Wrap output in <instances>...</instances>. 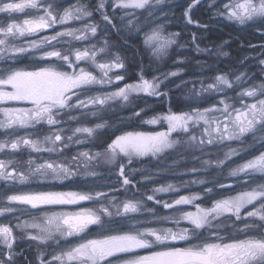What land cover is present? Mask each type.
Masks as SVG:
<instances>
[{
  "label": "rangeland",
  "instance_id": "rangeland-1",
  "mask_svg": "<svg viewBox=\"0 0 264 264\" xmlns=\"http://www.w3.org/2000/svg\"><path fill=\"white\" fill-rule=\"evenodd\" d=\"M194 1L191 0L189 5ZM4 2H15V0H0V5ZM173 3L174 0H162L160 3L152 0L150 7L143 10H133L115 7L114 0H105V7L102 10L91 11L92 15L84 20H74L67 25L57 24L52 28L33 35H25L23 37L17 35L15 38H8L7 47L9 48L12 46L29 48L30 41L40 40L45 36L50 37L57 31H63L68 27L83 29L88 24L100 26L96 23V21L100 20L102 29H97L95 36H92L90 32L87 33L88 39L86 40L77 41L71 37H59L58 41H53L51 44H45L40 48H32L31 50L37 51L38 55L36 59L41 61V64H38L40 62H36L31 57L28 61H25L27 64L20 68L37 70L43 64H49L48 60L41 58L44 53L43 51L53 49L60 51L62 55H69L70 59L75 63L74 51L76 49L83 50L88 48L90 51L96 50L98 52L100 48L105 47L106 50L103 53L98 52L96 56L97 63L113 62L115 60V54L120 51L119 45L121 44L123 46L126 44L128 38L126 37L123 41L118 42L115 37L117 35L120 36L119 32L121 30H125L123 28L124 26L129 29L138 26L141 12L145 15L143 16V20L148 19L146 21L147 25L154 22L156 24L151 27L150 31L154 28L162 27V32L165 36L170 33H178L174 37L175 44L171 45L166 55L160 57L154 56L152 50L145 45L147 48L146 60L148 66L144 67L143 63L140 66L143 68V72H149L150 70L155 73L152 76H144V78L150 81L155 78L156 82L160 84L158 89L159 95L140 93L138 95H131L128 102L115 100L109 101L103 107L100 105L70 107L61 110V114L55 117L59 123L53 126L42 122L28 129H0V141H8L10 143L19 136L27 135L32 140L42 142L45 148L53 147V145L44 142V138L48 135H54L57 129L63 130L61 132L62 140L57 142L55 145L57 150L54 152L42 151L37 153L23 146L19 151H12L10 148L0 151V160L6 162L9 160L12 161L8 167L9 171L15 169L18 173L22 172L28 175L30 167L28 160L31 158L34 161L31 165L33 169L36 164L44 163L45 161H55L68 166L75 173V175L62 180L53 179L51 174L48 177H40L39 175L29 176L26 183H20L18 180L0 179V209H14V211H3L0 214V226L10 227L14 237H16L13 244L14 255L11 264H25L26 261L29 264H41V259H43L45 264H48V262H51V264H59L58 261L53 260V256L60 255L62 251L80 243L84 238L95 239L101 235V230L96 225H91L80 236L62 238L57 234L46 243H39L38 241L28 239L26 235V232L35 234V230L28 229L25 231L17 228V224L23 223L24 221L32 222L34 214L42 217L45 211L74 213L82 209L99 210L101 206L107 207L111 212L115 213L116 208L114 205L121 204L126 199H138L141 201V210L134 215L139 223L133 221L132 225H130L127 217L113 215L109 218L101 214L102 219L106 222V228L111 229L113 232L127 230L130 226L178 230L184 227L191 228L192 226L187 221L179 219L177 209L195 211V207L192 205H177L174 208H165L164 203H173L180 196L199 194L200 199L195 201V203L203 207H211L214 200L207 202L208 205H205L201 201L205 198L206 193L217 194V192H222L215 199L218 200L229 195H236L241 191L256 186L253 180L243 174L232 177L229 173L238 164L252 159L255 155H259L260 152L264 151V139L261 138L264 133L261 132H257L255 138L249 134L242 140H217L212 144L205 143L200 145L195 143L190 145L182 142L158 157H134L131 163H128L127 158L124 157L118 158L114 164L105 162L103 153L107 145L116 136L126 132H156L167 130V124L165 122L160 121L153 125L147 123L146 121L148 120L166 115L169 111L179 114L181 112L192 113L195 109L203 111L205 108L212 106L223 107L219 101L226 98L227 103L232 104L234 107H241V100L245 103L252 101L249 97H240L238 93L244 88L264 83V63H262L264 61L263 48L248 59L238 60V55L232 53L234 47H231L232 51L225 47L229 43L212 44L210 46L205 44L204 34L201 33L202 36L195 35L193 31L195 29H201L202 25L195 23L193 20L189 23L190 18H186L180 24L181 26L179 24L177 25L175 18L171 20L172 22H170L168 27H164L161 22L156 23L160 19H167L170 15V18H173L174 13L172 12L175 9V5H170ZM226 3H229V0H200L198 5L205 6L207 12L211 10L213 17L217 20L226 22L238 29H243L247 25L254 27L258 23L248 22L241 25L235 21L228 20L224 14V4ZM158 5L161 7H157ZM189 5L185 9V13H187ZM108 6H112L113 9V13L111 12L112 14H110L112 24H108L101 16V11L106 13V10H109L106 8ZM116 10L119 13L114 14ZM128 13L134 14L129 15ZM4 18L5 22L2 25L5 28L10 23L23 24V22H16L13 13L10 14L7 20L6 16ZM25 19L30 18L26 16ZM129 20L132 21L131 25L128 23ZM82 21L84 22L81 24ZM75 23L77 24L75 25ZM108 31L116 32L117 35L115 37L109 35ZM2 38L0 36V39ZM105 41H107L106 45ZM19 54L24 53H17V55ZM12 55L10 52H4L3 56H0V73L13 68L14 62L18 63L22 61L21 59H24L23 55L17 57ZM51 60H55V58H51ZM43 61L46 63H42ZM120 61L122 62L121 58ZM140 61L143 62V60ZM52 62L62 63L61 61L57 62V60ZM76 67L77 69L85 68L98 79H110L111 83L86 85L81 89L74 90L79 92V96L73 95L69 101L70 105H75L78 100L87 102L90 97L116 91L125 84L138 82L139 80L121 83L124 79H128V74L125 75L123 70L119 71L121 68L110 69L108 71V77L105 78L91 60L80 61ZM257 67H261L263 71V74L259 77L256 75ZM158 69L160 70L159 73ZM66 71L68 70L66 69ZM172 72H177V75H170ZM241 74H243L242 80L237 82L236 77ZM118 75L123 76L124 79L117 81L115 77ZM217 76H226L232 82L233 87L227 88L221 86L223 91H201L203 88H207V85L214 84ZM257 78L261 81L254 83ZM10 106L30 107V105H16L11 102L7 105H0V107ZM176 107L178 108L176 109ZM180 107L182 108L180 109ZM92 113L96 114L92 115ZM2 118L0 116V119ZM105 122V127L97 129L92 136H89L87 133H75V129L78 127L95 128L96 124ZM203 127V124L192 126L190 127L189 133H173V138L182 136L186 140L188 136L195 135L199 140L202 137ZM68 137H71V139L69 140ZM77 141L83 142L78 143ZM232 149H236L237 154L226 158V154ZM82 152H88L90 156L97 152H100L102 155L89 161L85 160L83 156H80ZM204 161H208V163L206 164ZM221 161L222 163H219ZM121 163L125 166V176L131 181L127 186L123 185V177L119 175ZM169 174L175 178L167 180V175ZM76 178L85 179L84 184L76 186L77 182H73ZM221 179L225 181L233 180L237 183V187L234 190L219 191L218 187L220 183L218 181ZM254 179L256 182H264V179L259 175H256ZM200 181H203V183ZM168 185H172L173 189L167 192H155V189L167 187ZM209 188L212 189L211 193L206 191ZM40 191L88 193L93 197L98 192L105 193L106 195L101 196L99 199L94 198L92 200L81 201L77 204L44 206L41 209H31L30 206L9 203L7 200V197L11 195L22 192ZM136 194H139L141 198L135 197ZM149 195H153L154 199L148 200L147 196ZM250 209L251 206H249V209H245L242 215ZM164 216L174 217V219H158V217ZM175 220H179V223H176ZM246 222L260 223L259 221H252L251 218H249V221H237L235 217L226 215L217 220H213V227L208 228L206 226L205 229L198 231L203 232L205 237H209V233L211 232L225 238L231 236L232 233L244 232L238 231V229H243ZM231 227L233 228L232 230L230 229ZM250 231H258V229ZM211 237H215V235ZM151 251L149 249H141L136 252V255H139V253L140 255H148ZM7 254L8 249L3 243H0V260L6 261ZM132 254L122 255L134 256ZM112 259L115 260L118 258Z\"/></svg>",
  "mask_w": 264,
  "mask_h": 264
},
{
  "label": "snow or ice",
  "instance_id": "snow-or-ice-1",
  "mask_svg": "<svg viewBox=\"0 0 264 264\" xmlns=\"http://www.w3.org/2000/svg\"><path fill=\"white\" fill-rule=\"evenodd\" d=\"M152 0H114V6L121 9L143 10L150 7ZM162 0H156L160 3ZM198 2V0H197ZM105 7V0H99L97 11ZM25 9L42 11V14L35 15L31 19H24L23 24L10 23L6 28L0 27V56L4 52L12 54L24 53L32 48H40L45 44L58 41L59 37H71L77 41L88 39L87 33L95 36L97 25L88 24L83 29L72 27L57 31L54 35L45 36L40 40L30 41L29 48L12 46L7 47L9 37L15 38L17 35H33L43 30L54 27L55 25H67L74 20H84L92 15L86 4L77 3L59 12L54 8L52 2L48 0H20V2H4L0 5V13L24 12ZM226 18L241 25L248 22H264V0H229L224 4ZM133 15L134 13H128ZM187 15V13H185ZM101 16L108 24H112L110 17L101 11ZM129 25L132 21H128ZM189 23L191 20L189 19ZM115 27V25H113ZM178 33L163 35L162 27L152 29L144 34V44L152 50L154 56L166 55L171 45L175 44L174 37ZM107 41H105V45ZM95 48V46H93ZM106 50L102 47L98 52ZM200 51L199 48H197ZM96 50L90 51L88 48L74 51L75 63L67 54L62 55L58 50H50L43 53L42 59L51 60L55 58L62 63H49L40 66L37 70H27L24 68H10L0 73V105H7L10 102L16 105H30V107H0V129H28L40 123L53 126L59 123L55 118L61 114V110L70 107H87L88 105H100L103 107L109 101L122 100L128 102L133 94L144 93L146 95H159L160 84L155 78L150 81L145 79L141 73L138 82L125 84L118 90L90 97L87 102L78 100L75 105H70L69 101L73 95L79 96V92L86 85L111 83L110 79H98L85 68L77 69L76 65L80 61L91 60L93 64L102 72L103 77H108V71L112 68H123L119 55L111 63H97ZM264 63V61H262ZM72 69L71 72L65 70ZM176 76L177 72L170 73ZM242 76L238 75L236 81L240 82ZM117 81L124 79L123 76H116ZM221 86L232 88L233 84L226 76H217L214 84L207 85L201 91H223ZM240 97H249L252 102L245 103L241 100V107H234L226 102V99L219 101L223 107H208L203 111L195 109L192 113L181 112L179 114L169 111L168 114L155 117L146 121L149 124H157L163 121L167 124L166 131L156 132H126L116 136L109 143L103 153L105 162L114 164L118 158H127L128 163L132 159L140 157H158L176 145L188 143L190 145L198 143L212 144L215 141L242 140L251 134L255 138L257 132L264 133V83L244 88L238 93ZM96 113H92L95 115ZM138 115V113H137ZM203 124L202 137L198 140L195 135H190L185 140L182 136L173 138V133H189L190 127ZM105 123H98L95 128L78 127L75 133H87L92 136L97 129L105 127ZM62 129H57L54 135H48L44 142L53 145L45 148L43 143L32 140L27 135L19 136L8 141H0V151L10 148L12 151H19L20 148L27 147L32 152L56 151L55 145L62 140ZM74 133V134H75ZM264 139V135L261 137ZM70 140L71 137H68ZM82 143L83 141H77ZM67 146V145H65ZM237 154L236 149H232L226 154V158ZM100 152L90 156L88 152L80 153L85 160H93L100 157ZM75 159V158H74ZM11 160H0V179L18 180L26 183L29 176L39 175L48 177L51 174L53 179H66L75 173L64 164L55 161L36 164L33 169L31 165L34 161L30 158L28 175L16 172L15 169L9 171L8 167ZM208 163V161H204ZM219 163H222L219 162ZM219 166V164H218ZM87 167V165H85ZM94 175V173H92ZM230 176L237 177L245 175L256 184L248 190L241 191L236 195H229L225 198L214 200L211 207H203L195 203L200 199L199 194L180 196L173 203H164L165 208H174L177 205H192L195 211L177 209L179 219L187 221L192 227H184L178 230L171 228H138L130 226L127 230L113 232L106 228L103 216L111 218L113 215L127 217L129 224L132 225L136 220L134 214L141 210V201L138 199H126L121 204L114 205L116 212H111L107 207L101 206L99 210L82 209L79 212H57L45 211L42 217L33 215L32 222L24 221L17 224L21 230L32 229L26 232L27 238L46 243L54 235L62 238L80 236L85 233L89 226L96 225L101 230V235L95 239L84 238L80 243L61 252L60 255L53 256V260L59 264H264V182H256L255 176L259 175L264 179V151L238 164L230 171ZM119 175L123 177L122 183L127 186L131 181L125 176V166L121 163ZM203 183V181H200ZM220 187H225L221 184ZM173 189L172 185L155 189V192H167ZM206 191L211 192L209 188ZM105 193H96L95 197L88 193L77 192H22L7 197L9 203L30 206L31 209H41L44 206L77 204L81 201L99 199ZM148 200H153L154 196H147ZM248 210L244 215L242 212ZM3 211H14V209H0ZM102 214V215H101ZM235 217L237 221L244 220L259 221L260 223L246 222L243 229L238 231L247 232L249 230L259 231L253 235H248L245 239H233L226 242L223 236L209 233L205 237L203 232L198 230L213 227L212 221L223 216ZM158 219L172 220L174 217L164 216ZM179 223V220H175ZM215 235V240L210 237ZM16 237L8 226H0V243L8 249L7 260H0V264H11L14 255L13 244ZM218 241V242H217ZM183 242L184 246H178ZM141 249H151L148 255L124 256L122 254L136 253ZM118 258V259H112ZM41 264H45L41 259ZM51 264V262H48Z\"/></svg>",
  "mask_w": 264,
  "mask_h": 264
},
{
  "label": "trees",
  "instance_id": "trees-1",
  "mask_svg": "<svg viewBox=\"0 0 264 264\" xmlns=\"http://www.w3.org/2000/svg\"><path fill=\"white\" fill-rule=\"evenodd\" d=\"M16 1L20 2V0H15V2ZM190 1L191 0H174V3L170 4V5H175V9L172 12L174 13L173 18H170L171 17L170 15L167 19H160L156 23L161 22V24H163L164 27H168L170 25V22H172L171 20H174V18L176 19L177 25L178 24L180 25L181 23H183V21L186 18H190V20H193L195 23L202 25L203 27L201 28L202 30L195 29L193 31L195 35L202 36L201 33L204 34L205 44L210 46L212 44L218 45V44H223V43L224 44L229 43L230 46L227 45L225 47H227L231 51H232L231 47H234V50L232 51V53H234V55L235 54L238 55V56L236 55L238 60L248 59L251 56H254L255 54H257L261 50V48L264 49V22H259L254 27L251 26L249 28L246 27L243 29L242 28L238 29L237 27L233 25H229L226 22L217 20L216 18L213 17L212 11L210 10L209 12H207L205 10V6H202V5H197L193 7L190 11L189 16L186 17L185 9L189 5ZM48 2H52L54 4V8L58 10L59 12H62L64 8H68L71 5L76 4L77 0H48ZM80 3L86 4L88 6V10L90 11H97L99 0H80ZM157 7H161V6L158 5ZM106 8L109 9V10H106V14L110 17V14L113 13L112 6L110 7L108 6ZM117 13H119V11L116 10L114 14H117ZM10 14L11 13H0V20H1L0 27H3L2 24L5 22L4 16H6V20H7ZM13 14H14V19L16 20V22H23L26 16L31 19L35 15L42 14V11L37 12L36 10L25 9L24 12H16ZM143 16L145 15H143L141 12L140 19H139L140 23L138 24V26H134L135 28L132 27L131 29H129L126 26H124L123 28L125 30L124 31L121 30L119 32L120 36L117 35L116 32L114 33L112 31H108L109 35H113L114 37L115 35H117L115 39L118 42H121L123 41V39H126V37H128L126 44H124L123 46H121V44L119 45L120 51L117 53L119 57L121 58L122 63L124 65V67L119 69V71L123 70L125 75L128 74V79H124V81L121 83L138 80L141 73L143 74V76H152L155 74L154 72H151L149 69H148L149 72H143V68H141L140 66L141 63H143L144 67L148 66L147 60H146L147 59L146 57L147 48L144 44V38H145L144 34L147 32H150L151 27L156 25L155 22L147 25L146 21L148 19L143 20ZM99 21L100 20L96 21V23L100 25V26H97V29H102V23ZM83 22L84 21H82L81 24ZM143 22H145V24H143ZM76 24L77 23H75V25ZM115 25L117 24L115 23ZM43 52H46V51H43ZM117 54H115V56ZM21 55H23L24 59H21L22 61L18 63L14 62L13 68H20L21 66H24L25 64H27L25 61H28L29 58L31 57L34 58L36 62L39 61L36 59L38 55L37 51H33V50L24 52V54H19V55L13 54L12 56L17 57ZM140 60H143V62H141ZM52 61H55V60H50V61L48 60L49 63H51ZM39 62L40 63L38 64H41V61ZM42 63H46V62L43 61ZM66 68L67 66L65 65V70ZM144 69L146 70V68ZM67 70L70 72L72 71L70 68H68ZM256 70H257L256 72L257 77L263 74L261 67H257ZM159 72L160 70L158 69V73ZM260 81L261 80L257 78L254 81V83H258ZM177 108L178 107H176V109ZM181 108L182 107H180V109ZM73 182H77L76 186H81L82 184H84L85 179L76 178V180H74Z\"/></svg>",
  "mask_w": 264,
  "mask_h": 264
},
{
  "label": "flooded vegetation",
  "instance_id": "flooded-vegetation-1",
  "mask_svg": "<svg viewBox=\"0 0 264 264\" xmlns=\"http://www.w3.org/2000/svg\"><path fill=\"white\" fill-rule=\"evenodd\" d=\"M213 180H215V179H213ZM216 181V180H215ZM233 180H227V181H225L224 179H221V181H219V183H220V185L221 184H223V185H225V187H228L227 185H229V183L230 182H232ZM209 183V182H208ZM208 185V184H207ZM220 185H219V187H218V189H219V191H225L224 190V187H220ZM212 192V191H211ZM211 192H208V193H211ZM220 193H222V192H217V194H213V193H211V194H207L206 193V196H205V198L204 199H202L201 201L205 204V205H208V203L207 202H210V201H213V200H215V199H217V197H219V194ZM140 195L139 194H136L135 195V197H139ZM139 198H141V197H139ZM203 198V197H202ZM200 201V202H201ZM255 223V222H254ZM231 230L233 229L232 227L230 228ZM254 234V232L253 231H247V232H241V233H239V232H236V233H232V235L231 236H229V237H225L224 239H225V241L226 242H231L233 239H245L248 235H253ZM210 239L211 240H215V237H210ZM218 242V241H217ZM179 246H182V245H179ZM184 246V245H183ZM149 250H151V249H149ZM142 253V252H141ZM136 255V254H135ZM139 255H140V253H139Z\"/></svg>",
  "mask_w": 264,
  "mask_h": 264
},
{
  "label": "water",
  "instance_id": "water-1",
  "mask_svg": "<svg viewBox=\"0 0 264 264\" xmlns=\"http://www.w3.org/2000/svg\"><path fill=\"white\" fill-rule=\"evenodd\" d=\"M227 186L231 187L232 185H227Z\"/></svg>",
  "mask_w": 264,
  "mask_h": 264
},
{
  "label": "bare ground",
  "instance_id": "bare-ground-1",
  "mask_svg": "<svg viewBox=\"0 0 264 264\" xmlns=\"http://www.w3.org/2000/svg\"><path fill=\"white\" fill-rule=\"evenodd\" d=\"M154 170V169H153Z\"/></svg>",
  "mask_w": 264,
  "mask_h": 264
}]
</instances>
